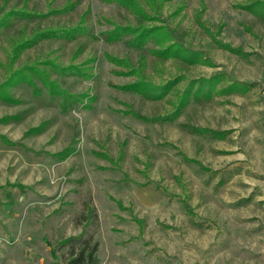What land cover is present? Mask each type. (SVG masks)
Listing matches in <instances>:
<instances>
[{"label": "rangeland", "instance_id": "1", "mask_svg": "<svg viewBox=\"0 0 264 264\" xmlns=\"http://www.w3.org/2000/svg\"><path fill=\"white\" fill-rule=\"evenodd\" d=\"M70 3L71 13L0 29V85L43 71L6 87L14 100L0 96V118H18L0 122V264H63V241L84 233L99 243L97 264H264V0H0V18ZM82 19L88 34L11 60L20 38ZM115 24L163 26L185 53L94 37ZM109 56L136 75L117 74L128 68ZM173 79L162 100L119 89Z\"/></svg>", "mask_w": 264, "mask_h": 264}, {"label": "trees", "instance_id": "2", "mask_svg": "<svg viewBox=\"0 0 264 264\" xmlns=\"http://www.w3.org/2000/svg\"><path fill=\"white\" fill-rule=\"evenodd\" d=\"M109 2L117 1V2H128L130 0H106ZM165 1H171V0H165ZM132 4V2H131ZM258 4H251L248 6H245L243 8L254 12L255 7ZM74 4L70 3L64 6L60 9H52L47 12H35V11H27L25 9H10L4 17L0 18V29L3 27H10L13 26L15 21L20 20H34V19H45L53 15H60V14H68L71 13L74 10ZM85 22L83 19L81 22L74 26V27H63V28H53L48 27L44 29L35 30L29 36H25L17 40V42H14L12 45V52L13 55L11 57L12 61H15L18 57H20L26 50L31 49L35 46H37L40 42L46 41V40H59V39H65V40H74L77 37L88 34V26L85 25ZM96 39H103L106 42L113 43L117 41H122L125 37H128L129 39H125L126 43L131 47H137L141 48L146 43L153 42L156 45H158L157 53L159 57L161 58H167L169 56H182L180 55L181 52H184V50L177 44V43H170L173 39L171 38V35L168 31L165 30V27L159 26V25H152V26H134V25H119L115 24L113 29L101 32L99 35L94 36ZM166 46L164 44L168 43ZM166 46V47H165ZM225 48L233 52L234 54L245 56V52H243L241 49L233 48L229 45H224ZM185 53V52H184ZM188 57L187 60L189 62H198L200 59L199 56H194L191 54H187ZM183 57V56H182ZM110 61L116 65H124L128 68V71L125 72H119L117 74L119 75H125V76H132L136 75V71L130 68V64L121 58H117L115 56H109ZM52 69L57 71L61 74L66 75H82L85 74L81 69H79L76 65L70 64L68 66H62L61 64H58L56 62L51 63ZM43 72L41 69H39L37 66H28L26 69H18L15 72H13L10 77L6 80L5 83L0 85V96L1 98H7L8 100L12 101V97L10 98L9 89L6 87H11L14 84L21 82V81H27L29 82L31 79H33V76H36L37 73ZM179 79H173L169 80L164 84L155 85L154 83L144 81V80H138L133 83H129L123 86H120L119 89L130 91L137 93L144 98L150 99V100H162L165 98L179 83ZM219 82V81H218ZM32 83V82H30ZM214 81H207L204 85L208 87V91L204 93L205 97H209L210 95V89ZM204 85H200L197 90L196 94L198 95L201 92V89ZM239 84L235 83L233 85H230L226 90L236 91L238 90ZM191 86L189 87V90L181 97L180 104L177 107V111L172 116H177V114L182 110L184 105L188 102L190 99L191 92ZM224 90H222L223 92ZM13 119H18L17 115L15 116H5L3 118H0V122H8ZM43 129L42 126L40 127H33L30 129L28 134H34L38 133ZM10 142V141H9ZM63 245L68 247V256L65 257L63 264H97L98 263V257L97 252L99 248V243L94 240V236L91 233H84L81 236L78 237H69L63 241Z\"/></svg>", "mask_w": 264, "mask_h": 264}]
</instances>
